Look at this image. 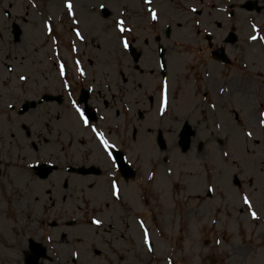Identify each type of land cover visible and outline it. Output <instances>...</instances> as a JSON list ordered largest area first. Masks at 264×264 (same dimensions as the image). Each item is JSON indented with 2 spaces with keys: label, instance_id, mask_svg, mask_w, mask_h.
Returning <instances> with one entry per match:
<instances>
[{
  "label": "rangeland",
  "instance_id": "1",
  "mask_svg": "<svg viewBox=\"0 0 264 264\" xmlns=\"http://www.w3.org/2000/svg\"><path fill=\"white\" fill-rule=\"evenodd\" d=\"M244 1L0 0V264H20L30 236L48 245L51 259L43 264H264V0L250 11L240 7ZM117 20L131 32H118ZM232 26L238 39L224 43ZM207 33L234 58L230 66L208 61ZM160 45L164 78L156 64ZM164 81L170 112L161 116ZM80 87L91 90L99 114L87 127L72 107L82 110ZM183 90L187 98L178 105ZM44 92L64 99L17 114L23 100ZM180 117L195 128L192 149L166 157L156 135L175 145ZM93 127L125 151L136 178L112 177L115 165ZM201 139L208 145L196 157ZM47 160L62 168L42 181L29 165ZM69 163L97 164L103 175L67 174ZM214 170L228 176L222 186ZM237 171L249 186L236 185ZM113 181L120 187L115 201ZM119 205L128 208L125 225L113 211ZM96 217L99 226L91 223Z\"/></svg>",
  "mask_w": 264,
  "mask_h": 264
},
{
  "label": "snow or ice",
  "instance_id": "2",
  "mask_svg": "<svg viewBox=\"0 0 264 264\" xmlns=\"http://www.w3.org/2000/svg\"><path fill=\"white\" fill-rule=\"evenodd\" d=\"M144 2L146 4H148V3L151 2V0H144ZM64 7L68 9V14L69 15H73V12H72V4L71 3H65ZM101 7H103V5H101ZM148 11H149L151 20L152 21H156L157 20V13L154 10H152V9H149ZM192 11L194 12L196 10L195 9H192ZM74 23H75V21H74ZM48 27L49 26L46 24L45 25V28H48ZM115 27H116V30L118 32H120V33H124L126 31L127 32H131V29L130 28L126 29L124 27V21L123 20H117L115 22ZM253 30L255 31V28ZM76 36H77L78 39H81V40L83 39V37L81 36V34L79 32L76 33ZM250 39L253 40V41H256L259 38L257 36H255V35H253V36L250 37ZM120 43H121V45L123 46L124 49H127L129 47L127 41H125V40H121ZM73 50L75 51V49H73ZM77 69L80 70L79 69V62H77ZM80 74L83 76L84 75L83 71H80ZM60 75L61 76H64L65 75L63 66H61V68H60ZM19 79L21 81H24V80H26V77L23 76V75H21L19 77ZM65 87H67V85H65ZM166 102H167V81H164L161 84V101H160V104H159V114L161 116L164 115V111H165V107H166ZM72 107L74 108L76 114L78 115L79 120L84 124V126L87 127L88 126V120L85 118L84 112L77 106V104L75 102L72 103ZM213 107H215V106L213 105ZM259 117H260V119H259L258 122H259V124H260L261 127H264V112L260 113L259 114ZM216 127L219 128L220 125L217 124ZM91 131L95 134V137L99 141L100 146L103 148L104 152L108 156V159L111 161L113 157H112V152L110 151V149L113 147V145H110L109 144V141L107 139H105L104 134L98 132L96 128L93 127L91 129ZM244 135L247 136L248 138H251L252 137V132L251 131L245 132ZM223 156L224 157H227L228 156V153L227 152H224L223 153ZM29 167H31V165H29ZM170 173H171V170H169V174ZM212 191H213V189L211 187H209L208 188V192H212ZM111 194L113 196L119 198V190H118V186H117V184H116L115 181H113L112 184H111ZM243 204L246 205V206H248V208H249V215L251 216V218L253 220L258 219L257 214L254 211H251V204H250V201H249V199L247 197H244L243 198ZM91 223L99 226L100 223H101V221L96 220V219H93L91 221ZM140 226H141V228L144 227L142 223L140 224ZM143 242L145 244H148L149 243L148 234H147L146 231L144 232V235H143ZM219 243L220 242L217 241V244H219ZM148 251L151 252L152 251V248L149 247L148 248ZM73 255L75 256L76 253H73Z\"/></svg>",
  "mask_w": 264,
  "mask_h": 264
},
{
  "label": "water",
  "instance_id": "3",
  "mask_svg": "<svg viewBox=\"0 0 264 264\" xmlns=\"http://www.w3.org/2000/svg\"><path fill=\"white\" fill-rule=\"evenodd\" d=\"M244 5H245L246 8H249V9L254 7V4H252L251 2L250 3L248 2V3L244 4ZM231 38L229 37V39L227 41L231 40ZM47 97H49V96H47ZM89 171H91V170H89ZM31 246H32L33 249L35 248V246L32 243H31ZM26 257H28L27 261H26V264H36V261H37L38 257H34V256L30 255V254L27 255Z\"/></svg>",
  "mask_w": 264,
  "mask_h": 264
},
{
  "label": "flooded vegetation",
  "instance_id": "4",
  "mask_svg": "<svg viewBox=\"0 0 264 264\" xmlns=\"http://www.w3.org/2000/svg\"><path fill=\"white\" fill-rule=\"evenodd\" d=\"M177 8H179V7H177ZM179 9H181V8H179ZM182 10H183V9H182ZM182 10H181V11H182Z\"/></svg>",
  "mask_w": 264,
  "mask_h": 264
}]
</instances>
